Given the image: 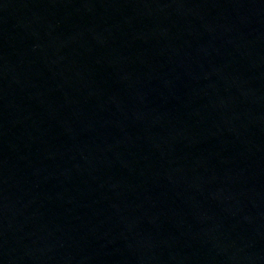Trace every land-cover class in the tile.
I'll return each instance as SVG.
<instances>
[{
	"label": "water",
	"instance_id": "water-1",
	"mask_svg": "<svg viewBox=\"0 0 264 264\" xmlns=\"http://www.w3.org/2000/svg\"><path fill=\"white\" fill-rule=\"evenodd\" d=\"M0 264H264V0H0Z\"/></svg>",
	"mask_w": 264,
	"mask_h": 264
}]
</instances>
